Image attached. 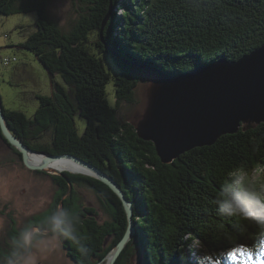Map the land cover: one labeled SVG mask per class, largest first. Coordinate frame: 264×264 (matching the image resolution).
Here are the masks:
<instances>
[{
    "label": "trees",
    "instance_id": "obj_1",
    "mask_svg": "<svg viewBox=\"0 0 264 264\" xmlns=\"http://www.w3.org/2000/svg\"><path fill=\"white\" fill-rule=\"evenodd\" d=\"M90 1L100 5L104 19L109 0ZM112 1L113 11L102 36L113 51L103 46L98 63L92 51L96 48L100 52V46H92L90 38L96 28L100 29V18L81 25L80 17L78 27L75 25L66 35L49 16V0H0L2 16L36 14V30L18 47L33 53L51 78L56 75L61 81L53 83L50 95H35L38 107L31 116L3 106L11 133L33 150L79 157L121 186L134 208L135 245L130 242L128 251L124 250L115 264H129L136 249L141 252L143 264L185 263L188 247L195 240L214 256L234 248L258 246L260 227L238 217L220 215L214 200L236 169H243L249 180L259 171L261 177L254 182L257 187L264 183V124L245 131L241 126L237 133L222 135L211 146L195 148L163 164L153 144L138 138L133 126L118 122L117 110L109 104L108 96L111 89L115 107L119 101L132 98L129 88L122 91L132 82L125 80L142 71L132 70L127 62L145 63L161 73L177 76L197 66L237 60L259 48L264 44V0ZM114 54L126 62H119ZM10 58H0V82L1 69L16 63ZM103 58L112 65L107 68ZM13 70L9 73L11 84ZM80 121L85 122L82 133ZM46 133L51 141L43 144ZM11 150L22 162L20 153ZM65 175L72 192L63 200L62 208L79 217L76 234L86 251L81 252L80 246L63 237L59 240L73 264H98L126 232L124 208L102 182L68 172ZM51 178L57 189L48 209L27 218L20 228L11 213L7 214L10 225L5 237L0 238V260L10 252L11 241L24 227L48 230V217L68 190L65 179ZM77 184L89 185L103 197L97 195L110 220L99 223L96 209L78 204ZM40 235L34 234L33 242ZM177 247L181 250L179 261ZM194 251H198L194 252L198 262L203 263L201 251Z\"/></svg>",
    "mask_w": 264,
    "mask_h": 264
},
{
    "label": "rangeland",
    "instance_id": "obj_2",
    "mask_svg": "<svg viewBox=\"0 0 264 264\" xmlns=\"http://www.w3.org/2000/svg\"><path fill=\"white\" fill-rule=\"evenodd\" d=\"M24 1L25 0H19V2ZM99 7L100 5L95 4L90 0H49L48 13L50 18L56 21L61 32L68 35L75 29V25L78 27L80 17H82L81 25H85L88 21L92 23V21L96 22L97 19H101L104 11L101 15ZM102 9L104 10L105 7ZM118 14H122V11L118 10ZM35 21V13L18 14L8 17L0 15V58L16 57L17 59L15 64H11L8 67H3L1 69L3 73V80L0 82V96L3 106L6 109L18 110L24 113L26 112L27 116L34 114L38 107L35 95L40 94L48 96L53 91V83L61 82L59 77L56 75L51 78L33 53L18 47V45L24 42L26 38L36 30ZM102 23L103 19H101L100 27ZM21 26H23V28L19 29ZM96 29L91 35L90 40L92 46L95 43L100 46V52H98L96 48L92 51L93 55L98 57L97 61L99 63V59L103 55L101 54V49L105 45L106 40L101 35L100 29L98 31H96ZM38 47L40 48V46ZM114 56L119 62H126L119 59L116 54H114ZM104 61L105 62L102 61V63H105L107 68L108 64L112 65V61L106 59H104ZM125 64L130 66L132 70L136 69L142 71L140 77L135 75L129 80H125L127 83L130 80H132V82H129V87L125 86V89L122 91L129 88L128 95L132 98L119 101L118 107H115L114 93L111 89H109L110 94L108 96V101L110 102L109 104L111 107L116 108L117 110L116 114L119 119L118 122L120 124L133 126V129H135L134 131H136L138 124L141 120H143V116L151 110V104L149 103L151 102V95L156 102L159 103L163 101V96L161 95L164 91L161 92L162 89L158 86V83H160L162 79L167 78V76L162 77V75L167 74L148 67L145 63L127 62ZM12 70L13 84L9 83V73L12 72ZM193 70L194 69H189L184 71V73L191 72ZM143 77H146V79ZM131 84L134 87H130ZM169 104L174 106L175 102L171 101ZM151 112L152 111L149 113ZM84 123V121L78 122L80 133H82V130L84 129ZM50 141L51 137L49 133H46L41 140L43 144H48ZM145 142L153 144L157 154L155 147L156 143L152 140ZM164 143L165 142L160 141L158 145L162 147ZM157 157L160 159L158 154ZM63 163L67 164L69 168L63 166L60 171L65 172V169H81L71 162L66 161ZM51 176L55 177L58 175L56 172L37 173L34 170L26 168L23 163L20 162L17 154L11 150V148L8 147L3 140H0V238L5 237L6 231L10 225V221L6 217L8 213H11L17 221V226L20 228L23 226L27 218L40 214L48 209L51 202L54 201L53 199L56 195L57 189ZM87 177L94 179V177L89 175ZM260 177L259 171L254 172L251 176V180L254 181ZM70 194H68L65 198H67ZM75 194L78 204L81 203L84 207L86 206L97 210L98 217H96V219L99 223H104L110 220L109 214L104 212L101 207L103 200L101 201L97 198V195L99 196L100 194H97L89 185H75ZM130 203L132 204V202ZM58 207H60V203ZM1 212L4 213L2 214ZM44 231V233H39L36 229L34 231V234H41L40 237H37V241H32L30 248V254L35 260V264H73L72 260L63 249L61 240H59V238H53L52 234L48 230ZM125 233L123 237L125 236ZM134 236L135 232L132 237H130V240L124 249L125 251H128L127 246H129L130 242L133 246L135 245V241L133 239ZM184 238L186 239V237ZM254 247L257 251H259L260 243L258 246ZM188 248H190V250H187L188 253H186V257L184 259L186 264H188V261L190 264H237L239 259L238 254L241 252H247L242 248H234L224 253H216L214 256V254H207V252L200 247L197 240L190 244V247ZM194 248L201 251L203 263L198 262V256L194 253H197L198 251H194ZM180 251V248L177 247L176 252L178 255L180 254ZM179 260H181L180 255L178 257V261ZM106 262L107 260L104 262L101 260V263L99 264H106ZM141 263H143L141 252L136 249L134 250L133 257L129 264ZM179 264H183L182 261H180Z\"/></svg>",
    "mask_w": 264,
    "mask_h": 264
},
{
    "label": "water",
    "instance_id": "obj_3",
    "mask_svg": "<svg viewBox=\"0 0 264 264\" xmlns=\"http://www.w3.org/2000/svg\"><path fill=\"white\" fill-rule=\"evenodd\" d=\"M112 9L113 1L109 0L108 12L100 27L101 35ZM104 46L111 50L107 42ZM163 76L167 78L158 83L161 92L164 91L161 95L163 101L158 103L151 95L149 103L152 112L147 111L136 129L138 138L156 143V151L163 164L171 163L195 148L210 146L222 135L235 134L241 126L245 131L264 124V44L237 61L221 60L197 66L193 71L177 76ZM171 101L175 102L174 106L169 104ZM0 132V140L20 153L23 165L29 170L50 172L46 168L50 162L70 161L86 169L88 173L69 169L65 172L92 176L108 186L120 199L127 217V231L123 239L102 260H107L106 264H115L135 232L132 204L125 198L121 186L111 176L79 157L70 154L58 156L29 148L11 133L1 97ZM160 141L165 142L162 147L158 145ZM55 172L69 185L60 200L62 207V201L72 192V184L65 172ZM34 228L39 233L45 232L39 227Z\"/></svg>",
    "mask_w": 264,
    "mask_h": 264
},
{
    "label": "clouds",
    "instance_id": "obj_4",
    "mask_svg": "<svg viewBox=\"0 0 264 264\" xmlns=\"http://www.w3.org/2000/svg\"><path fill=\"white\" fill-rule=\"evenodd\" d=\"M110 49L112 50V48ZM11 58L17 62L16 57ZM44 69L51 76L45 67ZM214 204L220 215L238 217L241 221L260 227V231L257 233V239L260 243L259 251L253 247L247 252L239 253L237 264H264V183L257 187L254 181L248 179L247 173L243 169H236L224 181ZM78 221V216L57 207L48 217V231L53 238L63 237L80 246V239L76 234ZM34 231L31 226L24 227L18 236L11 241L12 248L0 260V264H35V260L30 254ZM79 250L81 252L86 251L82 246L79 247ZM188 264H190L189 261Z\"/></svg>",
    "mask_w": 264,
    "mask_h": 264
},
{
    "label": "bare ground",
    "instance_id": "obj_5",
    "mask_svg": "<svg viewBox=\"0 0 264 264\" xmlns=\"http://www.w3.org/2000/svg\"><path fill=\"white\" fill-rule=\"evenodd\" d=\"M126 54V53H125ZM130 64V63H128ZM137 67V66H136ZM1 97V96H0ZM35 160V159H34ZM39 161V160H37ZM63 162H66L64 160H58V161H53V162H50L48 165H47V170L50 171V172H55V171H60V169L63 167V166H66L67 168H69V166ZM67 162H70V161H67ZM72 163V162H71ZM72 165V164H71ZM75 165V164H74ZM77 166V165H76ZM74 167V166H72ZM77 167H80V166H77ZM81 168V169H80ZM79 169L80 170H75V169H69L71 171H74V172H84V173H88V171L86 169H83L82 167H80ZM50 169V170H49ZM83 169V170H82ZM54 170V171H52ZM66 170V169H65ZM82 170V171H81Z\"/></svg>",
    "mask_w": 264,
    "mask_h": 264
}]
</instances>
